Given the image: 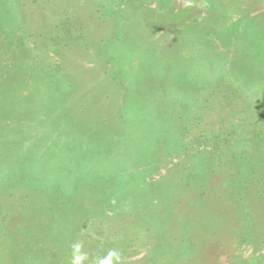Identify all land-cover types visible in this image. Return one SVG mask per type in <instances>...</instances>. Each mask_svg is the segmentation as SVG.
Returning a JSON list of instances; mask_svg holds the SVG:
<instances>
[{
	"label": "rangeland",
	"instance_id": "1",
	"mask_svg": "<svg viewBox=\"0 0 264 264\" xmlns=\"http://www.w3.org/2000/svg\"><path fill=\"white\" fill-rule=\"evenodd\" d=\"M264 264V0H0V264Z\"/></svg>",
	"mask_w": 264,
	"mask_h": 264
},
{
	"label": "clouds",
	"instance_id": "2",
	"mask_svg": "<svg viewBox=\"0 0 264 264\" xmlns=\"http://www.w3.org/2000/svg\"><path fill=\"white\" fill-rule=\"evenodd\" d=\"M75 264H79V261L77 260V261L75 262Z\"/></svg>",
	"mask_w": 264,
	"mask_h": 264
}]
</instances>
